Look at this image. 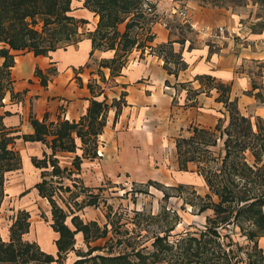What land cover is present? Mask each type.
<instances>
[{
  "label": "trees",
  "instance_id": "trees-1",
  "mask_svg": "<svg viewBox=\"0 0 264 264\" xmlns=\"http://www.w3.org/2000/svg\"><path fill=\"white\" fill-rule=\"evenodd\" d=\"M141 1L85 0L83 3V7L98 16L95 29L85 34L91 40L92 51L115 50L111 60L99 63V67L110 69L111 76L120 73L133 48H144L146 42L153 40L149 34L143 40L137 38L140 28L148 30L156 20V17H147L141 12ZM250 1L260 11L255 16L259 21L253 29L264 31V0ZM71 11V0H0V58L3 59L0 65V108L5 107L3 100L7 94L10 101L21 99V94L13 91L12 51L48 56L82 39L84 33L79 29L88 21L76 19ZM125 21V32L120 34L117 27ZM189 29L187 25L186 30ZM172 44V41H168L153 51L163 58L167 73L176 76L186 68V64L180 53L174 52ZM35 74L41 75V72L36 70ZM197 79L200 84L198 90L192 89L188 83L177 85L187 90L188 100L200 92L208 95L214 89L217 93L215 100L222 103L227 116L226 125L225 120L219 118L213 128L191 126L188 137L175 140L179 170L186 171L189 163L195 164L196 173L202 177L207 190L203 196L191 191L197 202L184 201L192 207L193 214L212 212L205 217L201 229L171 234L174 227H170L150 237L142 234L144 230H139L132 237H126L127 229L124 232L109 229L115 223L108 216H105V223L100 225L97 221L84 222L76 215V211L95 205L96 201L89 199L72 209L66 201L58 199L57 191L64 185L63 178L70 177L73 170L61 168L55 153L80 149L81 156L76 155L72 161L77 171L82 159L96 158L98 136L105 126L107 111L114 109L116 121L126 105L122 98L113 99L110 104L106 98L102 101L91 99L86 113L78 122L62 120L56 124H46L44 120L39 121L30 115L32 134H19L17 129L6 126L4 117L10 112L5 111L0 113V208L6 197L7 173L21 167L20 154L14 149L16 140L45 144L50 153L43 152L40 158H31L33 166L40 170V181L34 188L50 205L51 227L58 238L55 241V256L42 251L35 242L23 239V235L29 231L30 215L20 210L8 228V240L0 235V264H65L69 253L75 256L71 264H259V261H264L259 246V239L264 237V118L255 116L252 121L251 117L243 115L237 99L230 98V85L209 75ZM42 83L45 85L46 81L43 79ZM165 83L168 84L167 81ZM88 87L92 93V85ZM254 88L256 86L253 84ZM255 95L260 98V93ZM48 137L51 139L48 140ZM219 141L222 142L223 154L215 157L209 148L217 146ZM77 186V180H73L71 187ZM178 188L189 187L179 185ZM65 190L71 192L69 185ZM163 194L164 199L171 196L167 192ZM78 196L75 194L72 199ZM149 217L156 221L160 218L164 220L169 217V211L162 209ZM77 233L82 234L85 251L75 247ZM109 233L116 235L102 246L92 245L107 238ZM235 236L244 237L247 245L238 243ZM116 248L119 249L117 254L114 253Z\"/></svg>",
  "mask_w": 264,
  "mask_h": 264
},
{
  "label": "crops",
  "instance_id": "crops-1",
  "mask_svg": "<svg viewBox=\"0 0 264 264\" xmlns=\"http://www.w3.org/2000/svg\"><path fill=\"white\" fill-rule=\"evenodd\" d=\"M84 1L71 0V15L88 21L81 30L84 36L80 41L57 49L48 56H34L25 51L11 52L14 54V66L11 69L13 91L20 93L21 99L10 101L7 94L3 102L8 107L0 108L10 112L4 117L6 126L17 129L19 134H32L30 115L39 121L44 120L46 124H56L62 120L78 122L86 113L91 99L102 101L106 98L108 104L113 99L122 98L125 101L126 105L122 107L116 121L114 109L107 111L105 126L98 136L96 158L82 159L77 171L72 161L76 155L81 156L80 149L76 152L55 153L61 168L73 170L70 177L63 178L65 186H71L73 180H77L86 189H91L100 186L104 179L113 182L126 174L129 180H158L157 176L162 175L151 165L154 160L150 157L156 153L163 155L166 146L175 159L164 172L179 173L175 140L186 137L184 131L189 135L191 126L213 128L219 118L225 122L227 120L222 103L215 100L217 93L214 89L208 95L200 92L188 100L187 90L177 85L188 83L192 89L198 90L200 84L197 78L200 76L209 75L230 85V98L237 99L243 115L253 114V117L264 118V94L261 98L255 95L260 89L264 91V78L263 84H255L250 74L240 68L243 61L264 60V31L242 30L238 27L243 20L251 19L248 8L233 11L231 8L202 6L192 0H182L180 3L158 0V21L150 25L148 30L140 28L137 32L138 39L143 40L149 34L153 40L146 42L144 48H133L120 73L111 76L110 69L99 67V63L111 60L115 50L92 51L91 40L85 34L95 29L98 16L83 7ZM184 4L188 7L189 25L184 24L175 13ZM125 25L126 21L118 25L120 34L125 32ZM187 25L190 31L186 30ZM208 29H222V32L214 35L204 33ZM168 41H172L174 52L180 53L186 64V68L176 76L167 73L163 58L153 51ZM2 61L0 58V65ZM50 69L53 71L49 72ZM36 70L41 75L35 74ZM89 84L93 87L92 93ZM253 84L256 86L254 89ZM76 142L80 147L79 141ZM23 143L29 144L32 157L40 158L43 152L50 153V149L41 142ZM24 164L31 166L37 176L32 188L44 206L37 210L39 213L36 215L25 210L30 215V226L23 239L35 242L42 251L55 256L58 234L51 227L50 205L34 188L40 181V170L33 166L31 159L30 162L26 159ZM84 208L86 206L76 211L81 219ZM78 237L82 239V234L77 233L75 241Z\"/></svg>",
  "mask_w": 264,
  "mask_h": 264
},
{
  "label": "rangeland",
  "instance_id": "rangeland-1",
  "mask_svg": "<svg viewBox=\"0 0 264 264\" xmlns=\"http://www.w3.org/2000/svg\"><path fill=\"white\" fill-rule=\"evenodd\" d=\"M192 1L202 6L231 8L233 11H237L239 8H248L251 19L243 20L242 23L238 24V27L242 30L247 29L253 31L254 25L259 21L255 18V16L260 14L259 7L253 5L250 0ZM83 28H80L79 31L81 32ZM240 68L250 74L255 84H263L264 60L260 62L253 60L243 61ZM258 93H260L261 98L264 91L260 89ZM7 107L8 104L4 108ZM1 112H4V109H1ZM248 116H252L251 120L254 121L253 114H248ZM224 124H227V120ZM184 135L188 137L190 134L188 135L184 131ZM217 144V146L209 148L215 157L219 153L223 154L222 142L219 141ZM28 146L29 144L23 143L21 139L16 140L14 149L20 154L21 167L6 175V197L0 208V235L6 241L9 237L8 228L18 211L27 210L33 215H36L39 213L37 210L44 206L42 200L38 199L36 194H34L35 190L32 188L37 176H35V172L31 166L28 167L25 165L26 163L24 164L26 159L30 162L32 157L30 154L31 148L30 146L28 148ZM165 150L166 152L161 156L156 153L150 157L154 160V163L151 165L156 167L157 172L162 175L161 177L157 176L158 180H152V183L149 182L151 180H145V178L142 181L126 179L127 174L121 175V179H114L113 182L109 179H104L100 183V186L90 187L91 189H86L77 182V188L69 186L71 192H73L72 194L70 191L65 190V185H62L61 189L57 191L58 199L60 198L62 201H66L72 209H75L78 203L81 204L83 201H88L89 199L96 201L95 206H86L84 208L82 219L86 222L88 220H96L102 225L107 219L105 216H108L112 223H115L112 228L110 225L109 229H114L115 231L120 230L121 232L127 229L128 234L126 237H132L136 233L135 231L139 230H144L142 234L150 237L154 233H160L162 230L170 227H174L171 234L186 231L197 232L205 224V217L211 215L212 212L207 211L200 215L193 214L192 207L189 204H185L184 201L191 200L193 203L197 202L191 191H196L197 194L202 196L206 194L207 190L204 181L201 176L196 174L195 164H189L186 171L179 170V173L177 171H171V173L164 172V169L169 168L175 159L174 154H171L167 146ZM159 168H161V171ZM115 180L119 182H114ZM179 185H184L189 188L180 190L178 188ZM163 192H167L171 196L168 199H164ZM75 194L79 196L73 200L72 196ZM76 200L79 202H76L77 204L75 205ZM162 209L169 211L168 218L164 220L160 218L158 221L150 219V215H156ZM174 212L175 215L173 214ZM115 235L109 233L107 238L98 240L92 243V245L102 246L109 238H114ZM261 238L263 239H259L262 240L259 242V246L262 248L264 254V237ZM235 239L241 245H247L244 237L235 236ZM75 242L77 249L86 250L82 239L78 237ZM117 251L119 249L116 248L114 253L117 254ZM72 259H75V256L73 253H69L65 264H68ZM258 263L264 264V261H259Z\"/></svg>",
  "mask_w": 264,
  "mask_h": 264
},
{
  "label": "built area",
  "instance_id": "built-area-1",
  "mask_svg": "<svg viewBox=\"0 0 264 264\" xmlns=\"http://www.w3.org/2000/svg\"><path fill=\"white\" fill-rule=\"evenodd\" d=\"M157 1L158 0H142L141 1V12L147 17H153V18L156 17L155 22L158 21V17H157L158 15L156 12V2ZM170 1H172L174 3H180L181 2V0H170ZM175 13L182 19V22L184 24L189 25V23H188V20H189L188 7L185 4L181 7H179ZM205 32L209 33L210 35H214L217 32H222V29H218V30H209L208 29V30H204V33ZM97 153H98V151H97Z\"/></svg>",
  "mask_w": 264,
  "mask_h": 264
}]
</instances>
